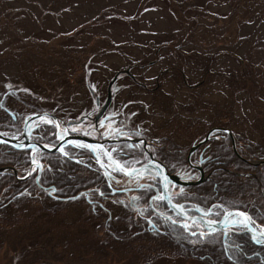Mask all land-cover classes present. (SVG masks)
Returning <instances> with one entry per match:
<instances>
[{
	"label": "rangeland",
	"instance_id": "374dc122",
	"mask_svg": "<svg viewBox=\"0 0 264 264\" xmlns=\"http://www.w3.org/2000/svg\"><path fill=\"white\" fill-rule=\"evenodd\" d=\"M82 66H105L100 78L133 66L128 72L149 89L123 75L119 99L148 103L162 135L182 147L186 133L204 130L202 118L264 147V0H0V94L14 88L11 105L29 107L42 98L38 112L48 111L55 90L84 95ZM174 66H185L184 73ZM190 108L188 123L183 113ZM10 116L0 112V123ZM62 169L48 170L44 184L58 178L62 190L69 188V169ZM23 188L31 186L6 181L0 264H264V245H233L237 236L214 242L209 231L189 235L177 227L172 237L166 231L156 237L142 226L148 220L158 230L156 217L128 213L109 192L99 199L108 209L117 206L106 218L93 199H47L36 190L23 200Z\"/></svg>",
	"mask_w": 264,
	"mask_h": 264
},
{
	"label": "flooded vegetation",
	"instance_id": "af4514ba",
	"mask_svg": "<svg viewBox=\"0 0 264 264\" xmlns=\"http://www.w3.org/2000/svg\"><path fill=\"white\" fill-rule=\"evenodd\" d=\"M132 67L115 69L100 78L105 66H82L85 94L55 90L53 100L50 97L45 104L48 111L38 112L42 98L29 107L11 105V99L16 100L14 88L0 94V112L12 116L0 123V139L5 140H0V159H4L0 164V205L7 202L2 195L6 181L13 178L18 189L31 186L23 188V200L36 190L47 199H93L110 218L117 205L108 209L99 199L109 192L114 203H124L122 209L127 212L139 216L141 209L156 217L161 223L158 230L156 222L146 220L142 225L154 236L166 231L172 237L179 227L189 235L209 231L214 242L221 237L222 243H230V236H237L233 245H264L257 242L264 240V147L230 125L207 118L198 123L204 129L199 134L186 133V146L172 142L155 125L156 112L149 111L148 103L119 99L123 75L139 87H149L129 73ZM184 67L174 66V73H184ZM56 96L66 97L65 103ZM12 109L24 114L22 119V114L18 117L19 123L17 111L13 114ZM192 112L191 108L185 110V122L189 123ZM172 123L181 121L173 118ZM54 166L61 173L68 167L69 188L62 190L58 178L44 184V175ZM92 175L97 177L94 182H90ZM131 226L133 230L139 224L132 221ZM214 258L223 261L222 256Z\"/></svg>",
	"mask_w": 264,
	"mask_h": 264
},
{
	"label": "bare ground",
	"instance_id": "6f19581e",
	"mask_svg": "<svg viewBox=\"0 0 264 264\" xmlns=\"http://www.w3.org/2000/svg\"><path fill=\"white\" fill-rule=\"evenodd\" d=\"M17 111V112H16ZM14 112H16L15 113V115H18L19 114V112H22L20 109H12V113L14 114ZM1 141L3 140V138H1L0 139ZM3 170V168H0V172Z\"/></svg>",
	"mask_w": 264,
	"mask_h": 264
},
{
	"label": "trees",
	"instance_id": "16d2710c",
	"mask_svg": "<svg viewBox=\"0 0 264 264\" xmlns=\"http://www.w3.org/2000/svg\"><path fill=\"white\" fill-rule=\"evenodd\" d=\"M221 18V17H220ZM159 236H161V235H156V237H159ZM169 239V238H168ZM172 241V240H171ZM245 248H248L249 246H245V245H243Z\"/></svg>",
	"mask_w": 264,
	"mask_h": 264
},
{
	"label": "water",
	"instance_id": "95a60500",
	"mask_svg": "<svg viewBox=\"0 0 264 264\" xmlns=\"http://www.w3.org/2000/svg\"><path fill=\"white\" fill-rule=\"evenodd\" d=\"M2 141H5V140H2ZM6 142H9V141H6ZM215 226V225H214ZM257 242H264V240H261V241H257Z\"/></svg>",
	"mask_w": 264,
	"mask_h": 264
}]
</instances>
